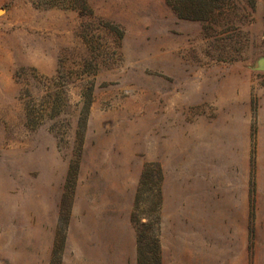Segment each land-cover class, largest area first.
Returning a JSON list of instances; mask_svg holds the SVG:
<instances>
[{
    "label": "rangeland",
    "instance_id": "obj_1",
    "mask_svg": "<svg viewBox=\"0 0 264 264\" xmlns=\"http://www.w3.org/2000/svg\"><path fill=\"white\" fill-rule=\"evenodd\" d=\"M263 56L264 0H0V264H264Z\"/></svg>",
    "mask_w": 264,
    "mask_h": 264
},
{
    "label": "trees",
    "instance_id": "obj_2",
    "mask_svg": "<svg viewBox=\"0 0 264 264\" xmlns=\"http://www.w3.org/2000/svg\"><path fill=\"white\" fill-rule=\"evenodd\" d=\"M144 240L147 241L146 247ZM138 264H163L159 238L150 231L146 237L142 233L138 235Z\"/></svg>",
    "mask_w": 264,
    "mask_h": 264
},
{
    "label": "water",
    "instance_id": "obj_3",
    "mask_svg": "<svg viewBox=\"0 0 264 264\" xmlns=\"http://www.w3.org/2000/svg\"><path fill=\"white\" fill-rule=\"evenodd\" d=\"M256 69L259 71H264V56L258 60Z\"/></svg>",
    "mask_w": 264,
    "mask_h": 264
}]
</instances>
